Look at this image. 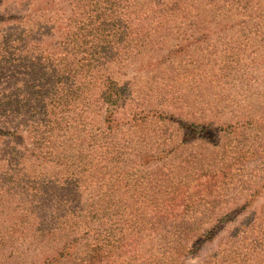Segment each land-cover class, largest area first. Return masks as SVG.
Here are the masks:
<instances>
[{
	"label": "rangeland",
	"instance_id": "1",
	"mask_svg": "<svg viewBox=\"0 0 264 264\" xmlns=\"http://www.w3.org/2000/svg\"><path fill=\"white\" fill-rule=\"evenodd\" d=\"M165 1V7L158 8L165 10L161 27L154 28L146 39L149 46L144 53L152 54L153 58L141 67L136 62L126 63L115 75L116 83L131 93L135 104L126 111L120 110L118 118L124 119L125 113L143 106L156 110L160 99L166 101L167 110L179 116L174 108H168L167 99L173 97L181 111L196 115L198 122L213 121L215 129L231 128L227 134L217 135L216 146L212 143L183 146L159 164L145 154L140 137L143 129L134 133L123 129L116 147L132 150L121 162V170L122 165L129 166L123 170L127 182L120 184L121 192L111 195L110 203L103 197L106 187L102 186L91 193L96 196L83 193L79 202L69 204L61 198L63 192L46 188L49 182L64 181L67 171L70 173L65 163L56 165L36 159L24 163V154L28 152L24 149L33 153L32 132L44 125L45 118L61 121L68 130L71 119L82 115L77 111L63 118L60 110H53L51 101L57 92L54 85L57 74L69 63L61 49V43L67 40L65 31L72 21L82 17L85 3L90 1L0 0V131L5 132L0 133V264H44L47 259H54L59 247L72 240L77 241L80 255L97 245L100 258L96 264H154L161 247L159 240L165 227L172 223L164 215L183 217L188 210L189 219L200 225L204 222L199 219L203 210L210 209L206 202L211 193L204 175L225 171L232 185L221 189L225 197L218 205L214 204L215 221L236 205L247 202L250 184L244 185L239 168L254 166L258 158L264 157L262 140L254 139L264 135V0ZM168 56L173 58L156 66ZM34 85L35 90L31 91ZM35 92L38 93L34 95ZM125 95L128 105L131 99ZM104 111L97 108L88 111L93 134L86 131L79 135L73 128L75 148L80 146L86 155L93 154L103 143L99 131L105 130ZM164 134L177 145L187 133L179 136L175 125H163L151 135L150 143H161ZM211 136L214 137L213 133ZM243 140L237 151L234 144L237 146ZM66 142L70 149L60 138L51 141L52 145L65 147L69 156L73 147L69 139ZM145 156L150 163L144 168L136 166ZM16 171L18 176L36 171L32 188L23 190L9 185V175ZM143 173L146 179L141 182L138 177ZM254 176L258 180L264 175L260 172ZM117 177L118 172L107 188ZM165 182H169L166 188L158 189ZM191 198L199 202H188ZM93 201L95 208L109 209L100 224L74 218L72 208L85 209ZM204 223L207 227V222ZM131 224L136 233L128 230ZM251 225H264V192L244 213L225 224L217 239L207 243L205 255L212 253L219 257L232 238L238 240V229ZM120 227L127 244L122 245L119 240V248L115 247L113 256L107 257L101 249L106 250L104 245L110 236L107 232L117 239ZM215 261L222 262L220 258ZM260 261L264 263L263 254ZM178 264H199V261L178 258Z\"/></svg>",
	"mask_w": 264,
	"mask_h": 264
},
{
	"label": "trees",
	"instance_id": "2",
	"mask_svg": "<svg viewBox=\"0 0 264 264\" xmlns=\"http://www.w3.org/2000/svg\"><path fill=\"white\" fill-rule=\"evenodd\" d=\"M85 3L84 13L82 17L76 21H72L70 29L66 30L67 40L61 43V49L65 52L69 59L66 69L59 71L57 80L54 85L57 92H54L51 107L53 110H60L62 117H69L73 113L80 111L81 116L71 119V126L67 129L63 127L61 121L48 120L43 121V126H38L33 132L31 139L33 140L34 151L24 154V163H31V160L36 159L41 162H49L51 164H64L69 171L64 181L56 180L49 182L48 187H54L62 193L61 198L65 203H76L82 198L83 193L91 194L97 192L98 188L106 187L103 193L111 203V195L119 194L123 187L120 184L127 182L126 174L123 170L129 166L122 165L121 162L126 158L128 152L132 148L120 146L118 149L116 143L120 141V132L125 129L127 132L134 133L142 130L140 137L143 138L142 144L145 147V154L151 157V160L156 161V164L164 162L165 158L175 155L183 146L193 145H217V135L220 133L227 134L229 129H215L213 121L209 123H200L195 119L194 114L183 113L179 102L176 99L168 98V108L179 115L166 109L167 105L160 99L155 107L156 110L146 109L144 106L139 109H134L125 113L127 116L124 119H119L121 111H126L132 108L135 104L132 102L131 93L125 87H121L116 83L115 75L119 73V68L124 67L126 63L136 62L140 67L145 65L144 62L153 58L150 53H144L149 45H146L148 34L154 29L161 27L160 20H163L165 15L164 8L167 4L164 0H89ZM155 6V10L153 7ZM152 8V15L151 9ZM151 15V17H150ZM60 31V29H58ZM173 58L168 56L160 60V65L157 62V67L164 64L167 59ZM41 66V65H40ZM41 71V70H40ZM141 74V71H137ZM66 77V78H65ZM70 79V84L68 80ZM36 85L31 87V91L35 90ZM38 92H35L37 94ZM129 96L131 102L126 105L124 97ZM42 97H36L39 100ZM126 105V106H125ZM151 106V105H150ZM97 108L104 109V125L105 130L99 131L102 135L103 143L99 144L98 148L94 149V153L84 154L81 147L75 148L76 137L73 136V128L81 135L86 131L93 134L91 125V115L88 112ZM48 112V109H43ZM171 110V109H170ZM48 115L46 114V117ZM211 120V119H208ZM163 125H175L178 129V134L181 136L183 132L187 133L184 140L175 144L173 139L168 138L165 134L162 136V142L151 144V135L158 132ZM148 130V132H146ZM0 133H5L1 132ZM213 133V136H211ZM148 134V135H147ZM54 138L64 140L67 145V140L72 145L73 150L71 155H67V149L51 141ZM255 141L262 140L264 146V135L261 138L254 136ZM244 140L237 143L236 150L241 148ZM53 146V147H52ZM70 149V145H67ZM51 148V149H50ZM110 148V149H109ZM127 149L126 152H124ZM14 151V150H13ZM124 152V153H123ZM264 155V150L262 151ZM17 160L21 158L15 156ZM135 163L136 166L144 168L150 163V158ZM86 162H88L86 164ZM125 163V161H124ZM22 163L18 164V168ZM39 167H43L41 164ZM134 168L135 165H132ZM31 170L34 169L30 166ZM27 171H29L27 169ZM239 171L242 175V182L250 184L248 190L247 202L236 205L232 209L220 215L216 221V208L214 204L223 200L224 188L231 185L229 175L225 171H217L212 174L204 175L207 178L208 187L211 190L208 195L206 204L210 209L203 210L199 221L207 222V227H204V222L198 224L196 220L189 219L188 210L183 217H171L170 213L163 216L164 219H172L170 226L165 227L164 235L159 240L161 244L158 253L157 263L154 264H178V258L197 259L199 264H217L215 258L222 260L219 264H264L260 261V255L264 256V225L254 226L249 228L238 229V240L231 239L227 248L219 253V257L209 253L205 255V246L208 242L218 238L220 230L234 216L238 217L241 213L247 210L251 202H255L264 192V176L255 180L254 173L263 172L264 175V157L257 159L254 166L249 168L241 167ZM111 188H107L109 183L116 177ZM18 171L9 175V185L18 186L23 190L32 188L36 180V171L34 173H23L18 176ZM3 174V173H1ZM145 173L138 177L144 182L146 179ZM249 174V175H246ZM8 175V174H5ZM116 183V184H115ZM165 182L161 188H166ZM134 186L137 183L133 184ZM252 185H257L252 188ZM103 186V187H102ZM235 186V184H234ZM216 190L213 191V188ZM84 189V190H83ZM163 192L160 195L163 196ZM214 196V198H213ZM210 197L212 198L211 200ZM188 202L198 203V199L191 198ZM210 203V204H209ZM76 213L74 218L83 219L88 224H100L106 217L108 210L101 211L95 208L94 201L86 205L85 209L72 208ZM71 212V210H70ZM128 230L136 233L137 229L133 224L128 225ZM162 230V227L159 228ZM101 232V229H99ZM106 234V230L104 231ZM106 240L104 247L105 256L112 257L115 247L119 248L120 243L126 245L127 241L124 237V229L120 227L118 237L115 239L114 234H110ZM121 240L122 242H120ZM118 241L120 243H118ZM77 241H68L62 247L56 250L54 259H47L44 264H57L61 261H66L67 264H96L100 258V249L97 245L88 247L83 254H79L75 245ZM259 255V257H258ZM207 256V257H204Z\"/></svg>",
	"mask_w": 264,
	"mask_h": 264
}]
</instances>
